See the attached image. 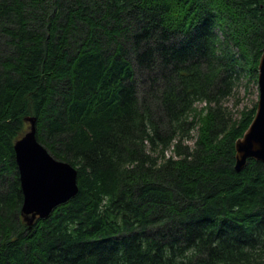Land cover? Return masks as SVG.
<instances>
[{"label": "trees", "instance_id": "1", "mask_svg": "<svg viewBox=\"0 0 264 264\" xmlns=\"http://www.w3.org/2000/svg\"><path fill=\"white\" fill-rule=\"evenodd\" d=\"M263 51L264 0H0V264H264L258 102L223 104ZM27 115L79 184L31 228Z\"/></svg>", "mask_w": 264, "mask_h": 264}, {"label": "water", "instance_id": "2", "mask_svg": "<svg viewBox=\"0 0 264 264\" xmlns=\"http://www.w3.org/2000/svg\"><path fill=\"white\" fill-rule=\"evenodd\" d=\"M259 100L255 116L235 142V169L241 172L248 159L264 163V51L258 65ZM29 129L15 141L14 150L24 200L22 215L29 228L37 218L49 217L54 209L79 192L78 170L67 161L55 158L37 138V117L27 115Z\"/></svg>", "mask_w": 264, "mask_h": 264}, {"label": "rangeland", "instance_id": "3", "mask_svg": "<svg viewBox=\"0 0 264 264\" xmlns=\"http://www.w3.org/2000/svg\"><path fill=\"white\" fill-rule=\"evenodd\" d=\"M245 58L247 59L245 60V72L239 74V80L233 87V92L223 100L227 115L233 120L240 119L244 112L251 111L259 99L258 70L256 81L255 77H252L255 66L253 63H248V55ZM204 105H206L205 102L198 103L197 108H204ZM192 135L193 138L188 140L190 144H193L197 138V129L192 132Z\"/></svg>", "mask_w": 264, "mask_h": 264}]
</instances>
